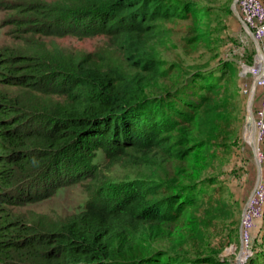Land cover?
I'll return each instance as SVG.
<instances>
[{
    "label": "trees",
    "instance_id": "trees-1",
    "mask_svg": "<svg viewBox=\"0 0 264 264\" xmlns=\"http://www.w3.org/2000/svg\"><path fill=\"white\" fill-rule=\"evenodd\" d=\"M40 4L24 13L57 17ZM20 6L14 8L22 11ZM188 9L183 0H88L74 12L79 24L86 22L83 30L62 28L58 22H14L28 33L62 34L73 27L86 35L105 34L122 52L127 68L119 69L99 53L62 62L59 87L47 88L66 100L53 106L43 124L31 118L19 99L0 91V264L174 263L165 250L152 251L151 231L175 225L186 213L196 220L209 202L196 194L190 199L189 184L180 185L166 168L196 155L201 147L197 116L214 115V110L205 96L196 100L195 92L190 95L185 89L190 82H174L156 96L147 89L167 75L153 45L162 23ZM25 52L0 51V79L8 86H41L42 79H51L43 75L39 53ZM207 122L213 124L211 118ZM99 150L108 165L123 161L149 171L139 182L99 193L96 201L58 224L37 223L16 212L38 198L24 181L40 178L57 186L56 173L63 167L76 169L80 156L95 157Z\"/></svg>",
    "mask_w": 264,
    "mask_h": 264
},
{
    "label": "rangeland",
    "instance_id": "rangeland-1",
    "mask_svg": "<svg viewBox=\"0 0 264 264\" xmlns=\"http://www.w3.org/2000/svg\"><path fill=\"white\" fill-rule=\"evenodd\" d=\"M87 1L0 0V51L21 49L28 54L39 53L45 64L43 75L51 78L49 81L42 79L41 86H8L0 79V91H7L19 99L38 124L47 120V114L52 113L55 104L66 100L47 88L51 84L59 87L62 62L74 63L89 53H99L119 69L127 68L122 52L105 34L86 35L73 27L62 34L28 33L14 23L58 22L62 28L74 26L83 30L86 22L79 24V13L74 12L83 9ZM183 1L190 9L163 22L160 35L153 44L154 53L167 75L147 90L151 96H156L174 82L182 85L190 82L185 89L191 96L195 92L196 100L203 95L204 100L212 102L209 106L214 115H199L196 119L199 123L195 130L199 136L197 144H201L196 155L166 168L180 185L189 184L186 194L190 199L196 194L209 203L199 210L196 220L186 213L171 227L153 228L150 235L152 251L165 250L173 257V264H234L241 250L242 214L258 180L255 153L245 136L249 131L247 135L250 142L253 141L251 123L249 121L248 131L246 123L248 112L251 111L253 116L257 102L249 107L242 90L243 71L254 58L255 44L235 12L234 0ZM36 2H41V9L54 12L57 15L54 19H57L45 20L34 12L24 13ZM19 5L22 11L14 8ZM52 7L55 9L51 10ZM178 106L187 110L182 104ZM189 116H192L191 111ZM208 118L213 124L207 122ZM261 152V176L264 179V142ZM89 157L90 164L86 165L84 162ZM78 160L82 164L76 169L63 167L55 174L57 186L46 185L40 178L24 181L22 185L38 198L15 208L16 212L37 223L58 224L90 201H96L99 193L123 188L129 182H139L149 171L123 161L108 165L100 150L95 157L86 154ZM177 171L182 174L178 175ZM193 222L197 224L194 226ZM231 243L236 245L235 253L225 254V247ZM253 249L248 264H264V216L254 228Z\"/></svg>",
    "mask_w": 264,
    "mask_h": 264
},
{
    "label": "built area",
    "instance_id": "built-area-1",
    "mask_svg": "<svg viewBox=\"0 0 264 264\" xmlns=\"http://www.w3.org/2000/svg\"><path fill=\"white\" fill-rule=\"evenodd\" d=\"M236 8L240 12L244 23L250 28L255 39L258 41L262 54L258 51L255 44L256 53L252 62L247 65L243 71L245 81L243 83V92L247 96L248 105L252 108L257 102V106L253 110L252 125L254 128L253 139L257 148V154L263 160L261 145L264 142V1L263 0H237ZM247 35L251 37L249 30L243 25ZM246 35V36H247ZM255 86V88H254ZM264 216V179L256 182L244 209L240 226V244L241 250L244 251V264L252 257L254 228L258 221ZM225 254L235 253L236 245L229 244L225 247ZM238 254V256H239ZM238 256L234 264L237 263ZM223 259V258H222ZM223 262V261H222Z\"/></svg>",
    "mask_w": 264,
    "mask_h": 264
},
{
    "label": "water",
    "instance_id": "water-1",
    "mask_svg": "<svg viewBox=\"0 0 264 264\" xmlns=\"http://www.w3.org/2000/svg\"><path fill=\"white\" fill-rule=\"evenodd\" d=\"M236 2H237V0H234V3H233V6H234V9H235V12L239 15V17H240V19H241V21H242V23H243V25L244 26H246L247 28H248V30H249V33H250V35H251V37H252V39L254 40V42H255V44L258 46V51H259V53L260 54H262L263 55V53H262V49H261V47H260V45H259V43H258V41L255 39V37H254V35H253V33H252V31L250 30V28L244 23V21H243V19H242V16L240 15V12L238 11V9L236 8ZM254 88H255V86H254ZM250 107V106H249ZM249 113L250 112H248V119H247V131L249 130ZM252 121H253V116H252ZM252 121H251V127H252ZM249 132V131H248ZM247 132V133H248ZM247 133H246V137H247ZM250 144H251V146H252V148H253V150H254V153H255V159H256V163H257V167H258V180L260 179V177H261V175H262V164H261V158L259 157V155L257 154V148H256V145H255V142H254V140H253V142H250ZM257 180V181H258ZM244 261H242L241 260V258H240V254H239V256H238V259H237V263L238 264H244L243 263Z\"/></svg>",
    "mask_w": 264,
    "mask_h": 264
},
{
    "label": "bare ground",
    "instance_id": "bare-ground-1",
    "mask_svg": "<svg viewBox=\"0 0 264 264\" xmlns=\"http://www.w3.org/2000/svg\"><path fill=\"white\" fill-rule=\"evenodd\" d=\"M249 121H250V123H251V121H252V113H251V111H250V113H249ZM251 130H252V134L251 135H253V132H254V128H253V125H252V127H251ZM254 140V139H253ZM247 141L250 143V138H249V136L247 135ZM253 142V141H252ZM243 256V257H242ZM240 258L241 259H244V251L240 254Z\"/></svg>",
    "mask_w": 264,
    "mask_h": 264
},
{
    "label": "clouds",
    "instance_id": "clouds-1",
    "mask_svg": "<svg viewBox=\"0 0 264 264\" xmlns=\"http://www.w3.org/2000/svg\"><path fill=\"white\" fill-rule=\"evenodd\" d=\"M254 41V40H253ZM262 177V176H261Z\"/></svg>",
    "mask_w": 264,
    "mask_h": 264
}]
</instances>
